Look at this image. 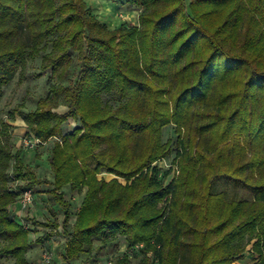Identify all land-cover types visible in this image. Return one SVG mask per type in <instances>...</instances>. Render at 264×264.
<instances>
[{"label":"trees","instance_id":"trees-1","mask_svg":"<svg viewBox=\"0 0 264 264\" xmlns=\"http://www.w3.org/2000/svg\"><path fill=\"white\" fill-rule=\"evenodd\" d=\"M184 1L126 0L137 24L110 30L86 0H0V100L36 57L56 80L33 110L21 103L7 112L40 143L55 139L51 180L12 153V125L0 120V256L29 264V231L8 213L26 188L9 186L13 167L29 188L51 186L62 264H104L98 252L119 237L144 244L132 258L152 253L135 264H232L250 243L254 264H264V0ZM72 51L78 70L63 84ZM69 118L79 125L65 133ZM166 125L178 136L177 177L176 165L157 166L170 152ZM219 178L252 199H226L214 191ZM66 186L84 190L73 224Z\"/></svg>","mask_w":264,"mask_h":264},{"label":"rangeland","instance_id":"rangeland-1","mask_svg":"<svg viewBox=\"0 0 264 264\" xmlns=\"http://www.w3.org/2000/svg\"><path fill=\"white\" fill-rule=\"evenodd\" d=\"M184 2L188 3L189 0H185ZM88 4V3H87ZM91 5V4H90ZM101 9L99 10V16L107 17V25L108 29L112 30L119 27L121 24H126L128 26L137 24V15L138 11L133 8L129 7L126 3V0H116L112 2L111 0H104L101 1ZM90 7V6H89ZM137 14V15H136ZM106 19V18H105ZM72 64L69 68L70 73L66 79H64L61 83L67 84L70 82L78 70V59L77 54L75 52L70 53ZM40 62L41 58L36 57L33 60H29L27 62L26 68L24 70V78L23 81L19 79L18 73L15 74L11 83L4 87L3 96L0 100V120H6L8 123L12 125L14 128H23L21 125V118L16 116L12 121L8 120L7 112L18 104L23 103V111H30L35 108L36 101L40 97H44L47 94L49 86L56 82L55 78L51 77L50 71L46 70L41 72L40 71ZM65 107L60 105L58 106L55 111L62 113L65 111ZM18 122V124H16ZM78 122L73 121L71 118L68 119L66 123L63 124V131L66 132L71 131L73 128L78 126ZM173 125H166L162 129V141L167 142L170 141V152L169 154L157 163V166L162 167L164 169H168L170 164L176 165V170L173 168L172 174H175V177L179 174V164L178 158H175V153L177 149V139L178 136L173 129ZM32 135H29L28 132L21 134L19 140L13 144L12 153L15 154L18 151L19 157L21 160L26 163L25 166L28 167L38 178L48 179L50 178L51 172L48 167V152L50 147L53 145L54 138L43 142L38 143L32 149H23L21 145L22 138H29ZM180 137V136H179ZM14 163V161H12ZM23 164V165H24ZM14 165V164H13ZM31 165V166H30ZM13 167L10 168V180L9 186L14 187L15 185L20 186V188H29L26 186V180H15L11 174ZM103 177L106 181L112 179L113 175L104 173L103 175L99 176V178ZM117 180L124 184L125 180L122 178H117ZM32 190L33 194H35L37 199H49L51 200L50 190L51 186L48 184H40L37 186H33L29 188ZM214 191L218 192H225L226 199H252V194L246 191L245 189L241 188L239 185H234L232 181L229 179L219 178L217 183L215 184ZM64 198L70 199L72 203V215L76 213V210L79 206V202H81L83 198L84 190L80 193L73 192L69 189L68 186L65 187L63 190ZM30 209V208H29ZM22 211V213L28 214V210ZM53 216L59 214V210H56ZM25 221H30L28 217L23 218ZM62 221V218L59 217ZM61 229V228H60ZM62 230V229H61ZM60 230V231H61ZM38 232V231H36ZM36 232H31L30 235V246L27 261L29 264H61L60 263V256L62 254L63 249V240L65 237L63 236L62 232L57 234L56 236L52 237L48 241H38V234ZM124 239L118 238L116 241L117 245H107L104 249L98 252L99 262L103 263V261L108 258L109 255L116 253L120 248L123 246ZM2 241H0V246ZM100 245L98 240L94 241L93 247L96 248ZM49 252L51 254V261L49 263H44L42 260L43 252ZM96 251V250H94ZM144 255H139L137 258L130 259L131 264L138 263L141 259H144ZM85 255H81L80 259L83 260ZM148 258V257H146ZM243 258L245 259V264H254L257 259V254L252 251L251 243L246 246L245 252L243 253ZM117 258H114V264ZM13 259L9 257L0 256V264H13Z\"/></svg>","mask_w":264,"mask_h":264},{"label":"crops","instance_id":"crops-1","mask_svg":"<svg viewBox=\"0 0 264 264\" xmlns=\"http://www.w3.org/2000/svg\"><path fill=\"white\" fill-rule=\"evenodd\" d=\"M101 1H104V0H86V2L88 3V6H90V8H91L92 14L95 15L97 17V19L100 20V22H102L103 24L108 26L106 23L107 17L99 16V13H98L99 10L101 9V6H100ZM16 124H18V122ZM21 126L23 128H18V126H17V128L13 127V132L11 134V139H10V142L12 144V150L14 149L13 144L16 142V140L17 141L19 140V138L21 137V134L28 132V130L25 126V123L22 120H21L20 127ZM67 132H69V131L67 130L65 133H67ZM50 149H49V152H50ZM49 152H48V157H49ZM16 153H18V151ZM18 156H19V154H18ZM19 159L21 160V157H19ZM21 162H23V161L21 160ZM48 167L50 169L49 164H48ZM48 179L51 180L52 179L51 176ZM35 186H37V185H35ZM64 189H65V187L63 188V190ZM33 196H34L33 204L31 205L30 209L28 210V212H27L28 214L22 213L20 206H19V203H18V197L19 196L14 200L13 203L8 205V213L17 223L21 224L22 221L25 220L23 218H26V217H28V219H30L32 228H31V230H28L29 231L28 232L29 246H30V242H31V239H30V235L32 234L31 232L38 231V232H36L38 234V241H40L39 239L46 232L47 233H50V232L53 233L48 239H45L46 241L50 240L52 237L56 236L57 234H60L59 232H62V230L60 229L61 228L60 225H61L62 221L59 219V217L63 218V216H62V212L60 211L58 205L55 204V202L52 199L51 200H49V199H37L35 194H33ZM66 200H70V199H66ZM57 209L59 210V214H56L55 216H53L55 212L57 213V211H56ZM71 211H72V209H71ZM75 218H76L75 214L72 215V213H71L70 220H69L70 224L74 223ZM45 222H56L58 224V227H57V229H54L52 227H45V226H42L39 224V223H45ZM54 231H56V232H54ZM45 240H43V241H45ZM63 243H64V240H63ZM28 251L26 253V258L28 255ZM4 257H8V256H4ZM9 258H12V257H9ZM13 261H14V259H13ZM60 263L62 264V254L60 256ZM245 263H246L245 259L242 258L240 260L233 262L232 264H245Z\"/></svg>","mask_w":264,"mask_h":264},{"label":"built area","instance_id":"built-area-1","mask_svg":"<svg viewBox=\"0 0 264 264\" xmlns=\"http://www.w3.org/2000/svg\"><path fill=\"white\" fill-rule=\"evenodd\" d=\"M40 143V141L33 136L29 138H22L21 145L23 149H32L35 145ZM33 192L29 188H25L21 190L18 203L20 206L21 211L27 210L33 204ZM23 227L27 230H31L32 225L30 221L23 220L22 223ZM144 248V244L142 243H135L133 246H128L127 244L123 243L122 248H120L116 253L109 255L108 258L105 259L104 264H114V258H122V256L126 255L128 258H132L136 254H140L141 250ZM147 256L152 260V253L148 252ZM42 260L44 263H49L51 261V254L47 251L43 252Z\"/></svg>","mask_w":264,"mask_h":264}]
</instances>
